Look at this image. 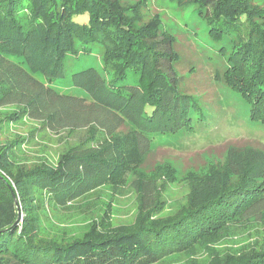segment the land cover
I'll list each match as a JSON object with an SVG mask.
<instances>
[{
  "label": "trees",
  "instance_id": "16d2710c",
  "mask_svg": "<svg viewBox=\"0 0 264 264\" xmlns=\"http://www.w3.org/2000/svg\"><path fill=\"white\" fill-rule=\"evenodd\" d=\"M167 1L179 10L196 6L207 45L221 63L214 80L249 104L250 120L264 124V0ZM22 6L30 10L28 21L21 18ZM120 10L111 0H0V107L16 105L0 126L27 117L52 131L87 128L86 138L56 166L42 162L30 170L15 169L9 147L0 149V264H151L196 244L209 251L208 264H264V150L253 147L230 146L219 166L194 172L187 206L175 217L154 221L164 204L157 192L152 206L141 201L133 230L93 223L80 237L37 239L34 212L42 193L64 206L98 187L130 181L141 192L156 190V174L168 170L159 164L143 168L153 138L207 132L208 118L198 100L182 92L174 71L170 77L161 64L177 59L173 51L159 48L158 35L172 40L159 30L161 19L134 30ZM83 15L86 23L74 20ZM93 45L102 49L103 64L114 69L113 76L107 79L91 67L72 73L71 84L86 98L45 85L64 77L66 57L78 58L81 50L88 54ZM129 71L138 74L136 85L124 81ZM250 218L260 225L261 239L249 250L218 254L207 248Z\"/></svg>",
  "mask_w": 264,
  "mask_h": 264
},
{
  "label": "rangeland",
  "instance_id": "374dc122",
  "mask_svg": "<svg viewBox=\"0 0 264 264\" xmlns=\"http://www.w3.org/2000/svg\"><path fill=\"white\" fill-rule=\"evenodd\" d=\"M111 1L121 9L120 12L123 11L124 17L132 20L131 27L134 30L156 22L155 18L161 19L162 27L159 30L164 31L172 40L168 43L166 39H162L161 34L158 35L156 39L159 41V48L165 52L173 51L177 56L176 63L163 61L161 64L170 77L174 71L179 78V88L182 92L198 100L208 118L209 126L204 134L158 135L148 144L143 155V168L147 171L159 164L162 169L168 170L156 174L152 181L156 190L141 192L140 186L130 181L120 187H98L64 206L44 199L42 193L39 197L41 202L37 204L34 212L38 218L37 239L40 240L80 237L93 223L97 227L104 225L106 228L133 230L131 228L136 224L141 201L147 206H152L157 192L161 194L164 204L163 210L156 217L158 220L154 214L151 215L155 218L154 221L162 222L175 217L187 206L188 179L194 172H199L210 164L219 166L230 146L264 150V124L250 120L249 104L214 80L216 69L220 68L221 63L215 50L207 45L209 40L204 32L205 24L195 12L196 6L179 10L174 2L167 0ZM23 7L20 8L21 18L28 21L31 19L30 10L27 11ZM204 11L205 16H209L208 9ZM123 15L120 14L121 17ZM74 20H83L86 23L87 15L75 17ZM201 33L203 36H199ZM223 42L222 45L228 44L227 40ZM89 50L88 54L81 50L78 58L66 57L64 77L45 85L61 95L86 98L87 94L82 89L71 84L72 73L91 67L107 79L115 74L114 69L104 66L100 46H90ZM31 75L45 82L40 74ZM127 75L124 81L136 85L138 74L129 71ZM15 108V104L0 107V121H3L8 113L15 111ZM86 129L83 127L82 130L72 133L66 129L52 131L43 128L38 120L24 117L0 126V149L9 147V159L16 165L15 169L23 167L30 170L42 162L48 166H56L69 148L86 138ZM35 195L41 194L36 192ZM18 209V220H21L19 204ZM260 235V225L250 218L245 227L230 228L223 239L208 245L207 248L218 254L238 253L249 250L248 245L260 241ZM191 260L208 264L211 257L209 251L203 248V244H196L189 251L177 250L161 256L151 264H188Z\"/></svg>",
  "mask_w": 264,
  "mask_h": 264
},
{
  "label": "water",
  "instance_id": "95a60500",
  "mask_svg": "<svg viewBox=\"0 0 264 264\" xmlns=\"http://www.w3.org/2000/svg\"><path fill=\"white\" fill-rule=\"evenodd\" d=\"M15 203H16V205L18 206L17 201H16Z\"/></svg>",
  "mask_w": 264,
  "mask_h": 264
}]
</instances>
